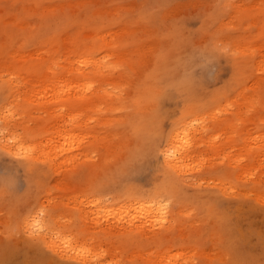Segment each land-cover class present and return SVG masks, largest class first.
Instances as JSON below:
<instances>
[{"label": "rangeland", "instance_id": "obj_1", "mask_svg": "<svg viewBox=\"0 0 264 264\" xmlns=\"http://www.w3.org/2000/svg\"><path fill=\"white\" fill-rule=\"evenodd\" d=\"M0 137V264H264V0H0Z\"/></svg>", "mask_w": 264, "mask_h": 264}, {"label": "bare ground", "instance_id": "obj_2", "mask_svg": "<svg viewBox=\"0 0 264 264\" xmlns=\"http://www.w3.org/2000/svg\"><path fill=\"white\" fill-rule=\"evenodd\" d=\"M97 68H99L97 66ZM49 82H53L52 80H48ZM100 94H95V96H99ZM91 100V99H90ZM93 101V99L91 100ZM180 121V120H179ZM176 128L177 130L175 131V134L169 139V142H167L168 144V147L170 149H168L164 155L165 157V164H167L168 166H171L173 168H178L179 167V164H182L183 161L185 160V157L188 155L189 152H187L191 146V143H190V134H189V123L187 122H184V121H180L178 122L177 121V124H176ZM180 129V130H179ZM19 136H16V137H11V139H8L6 141V144L2 145L4 147V149L7 151V153L9 155H13L14 157H22V159H24L23 163L24 165H29V163H26V160L25 158L27 157L26 155H28V153H31V152H36V150H40L42 149V147L40 146L38 149H36V146H32V145H29L28 147H26L24 144L25 143H21L18 139ZM1 138V137H0ZM2 139V138H1ZM7 139V138H6ZM4 141V140H3ZM2 147V148H3ZM26 147V148H24ZM66 149H62V151H65ZM172 150V151H171ZM42 152H45V149H43ZM32 156V155H30ZM58 156V154H55L54 155V158H56ZM33 158H36V156H34ZM34 160V159H32ZM181 166V165H180ZM150 202V201H149ZM158 202V201H157ZM131 204V203H130ZM132 205V204H131ZM136 207L137 208H133L134 210L135 209H139L138 211L143 214V216L136 210L135 212H137V214H133V212H129L130 214L132 213L131 217H136V215L139 214V216L141 215L142 217L144 216H147L148 217V220H150L149 216L152 218V222H155L158 218V215L161 214V211H162V208H164L163 206L159 205V204H149V203H142V202H138L136 201L135 203ZM128 207V206H127ZM130 207V205H129ZM132 208V207H131ZM120 211H122V209H120ZM165 211V210H164ZM125 213V211H123ZM122 212V213H123ZM128 213V214H129ZM119 214H121L119 212ZM126 214V215H128ZM134 215V216H133ZM120 217V216H119ZM141 217V218H142ZM161 217V216H160ZM145 218V217H144ZM143 218V219H144ZM163 218V216L161 217V219ZM131 219V218H130ZM130 219H129V223H130ZM138 219V218H136ZM160 219V218H159ZM158 219V220H159ZM134 220V218H133ZM140 220V218H139ZM146 220V218H145ZM149 221V222H150ZM132 222V220H131ZM135 222V221H134ZM134 222L132 224H134ZM147 222V221H146ZM24 229H27L28 231H30L31 233L33 232H37L38 234V237L36 239L42 241V242H46L47 245L49 246V248L55 253V254H61V257L65 258L68 257V256H71L73 253L75 254V256H81V255H78L77 253H75V248H73L71 246V243H75V241L73 240L72 241H67V240H64L62 241V244H56L54 242H50L51 240L49 239V242L48 241H45L47 237L46 233L44 232L47 228L46 226L44 225L43 221L42 220H37L35 219V217L33 216L31 221H26L24 223ZM143 224V222H142ZM130 227H131V224H130ZM133 227V226H132ZM143 227V226H142ZM27 232V231H26ZM25 232V233H26ZM32 238V237H31ZM60 242L62 239H59L57 238ZM91 239V238H90ZM89 239V240H90ZM57 240V241H58ZM71 246V247H70ZM72 252V253H71ZM73 254V255H74ZM56 257V256H55ZM69 258V257H68ZM72 258V257H71ZM63 260V259H62ZM84 260V259H83ZM64 261V260H63ZM89 262V261H88ZM86 263V262H85ZM90 263V262H89ZM100 263V262H99ZM102 263V261H101Z\"/></svg>", "mask_w": 264, "mask_h": 264}, {"label": "snow or ice", "instance_id": "obj_3", "mask_svg": "<svg viewBox=\"0 0 264 264\" xmlns=\"http://www.w3.org/2000/svg\"><path fill=\"white\" fill-rule=\"evenodd\" d=\"M15 183V176L9 175L6 172L4 176V182L2 188H0V191H2L5 196L10 195L14 190ZM262 239H264V233H262ZM28 264H57V262L53 259L47 258V254L44 253L43 250H40L38 252V257L34 260L29 261Z\"/></svg>", "mask_w": 264, "mask_h": 264}]
</instances>
